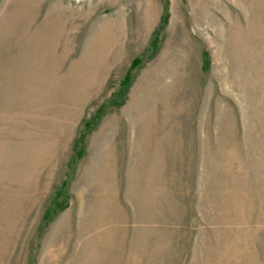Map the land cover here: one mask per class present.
<instances>
[{"label":"rangeland","instance_id":"374dc122","mask_svg":"<svg viewBox=\"0 0 264 264\" xmlns=\"http://www.w3.org/2000/svg\"><path fill=\"white\" fill-rule=\"evenodd\" d=\"M0 264H264V0H0Z\"/></svg>","mask_w":264,"mask_h":264}]
</instances>
